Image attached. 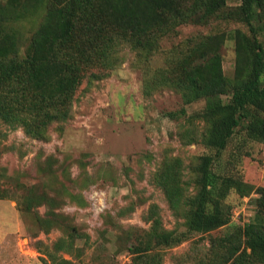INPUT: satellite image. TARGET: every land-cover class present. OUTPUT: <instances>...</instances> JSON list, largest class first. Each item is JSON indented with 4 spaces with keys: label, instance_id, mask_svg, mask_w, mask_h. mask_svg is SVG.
<instances>
[{
    "label": "trees",
    "instance_id": "16d2710c",
    "mask_svg": "<svg viewBox=\"0 0 264 264\" xmlns=\"http://www.w3.org/2000/svg\"><path fill=\"white\" fill-rule=\"evenodd\" d=\"M216 22H236L248 29L230 32L237 53L234 79L223 70L224 34L188 38L163 52L164 41L181 26ZM28 36L31 54L25 56L22 48ZM262 36L264 0H6L0 2V119L33 138L48 140L51 126L71 116L82 73L116 70L128 53L133 55L150 89L173 88L186 106L205 102L199 112L189 115L183 108L167 116H188L190 125L200 120L201 133L184 139L200 142L212 154L198 158L194 193L183 185L182 161L165 163L157 182L186 229H165L152 206L150 228L129 248L132 264H163L162 249L179 246L192 234L220 229L225 231L210 238L204 255L189 254L187 264H264V187L257 189L254 220L231 225L234 206L228 197L232 192L241 198L251 195L254 187L243 181L235 165L231 170L221 164L245 122L246 138L264 143ZM160 53L163 65L153 69ZM7 197L6 190H0V199ZM44 200L31 191L20 210L31 212ZM37 220L46 232L54 226L53 217ZM50 258L53 264L73 263L52 253Z\"/></svg>",
    "mask_w": 264,
    "mask_h": 264
},
{
    "label": "rangeland",
    "instance_id": "374dc122",
    "mask_svg": "<svg viewBox=\"0 0 264 264\" xmlns=\"http://www.w3.org/2000/svg\"><path fill=\"white\" fill-rule=\"evenodd\" d=\"M236 28L248 32L236 22L181 26L162 50L199 35L224 34L223 70L234 79L237 53L229 36ZM22 54H31L29 36ZM163 55L155 59L153 69L163 65ZM133 62L128 53L116 70L84 71L71 116L51 126L48 140L33 138L0 119V190L8 196L0 199V264H53L51 253L72 264H132L129 248L150 228L152 208L165 229H186L157 177L168 160L179 158L183 185L195 192L193 169L200 156L212 152L184 135H199L204 125L167 114L187 108L190 115L205 102L186 106L173 88L150 89L148 77ZM246 127L247 122L221 158V164L231 170L235 165L243 181L254 187L251 195L241 198L232 192L227 199L234 206L231 225L237 226L254 220L257 189L264 187V143L248 140ZM31 191L45 200L31 212L21 211L20 203ZM46 216L55 220L49 232L37 220ZM224 231L192 234L181 245L162 249L163 264H187L189 254L204 255L210 238Z\"/></svg>",
    "mask_w": 264,
    "mask_h": 264
},
{
    "label": "crops",
    "instance_id": "0c3cea01",
    "mask_svg": "<svg viewBox=\"0 0 264 264\" xmlns=\"http://www.w3.org/2000/svg\"><path fill=\"white\" fill-rule=\"evenodd\" d=\"M2 248V246L0 247V249ZM3 249V248H2Z\"/></svg>",
    "mask_w": 264,
    "mask_h": 264
}]
</instances>
